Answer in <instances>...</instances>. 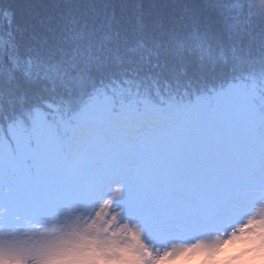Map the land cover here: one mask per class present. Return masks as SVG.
Segmentation results:
<instances>
[{
  "label": "snow or ice",
  "instance_id": "6c2138e0",
  "mask_svg": "<svg viewBox=\"0 0 264 264\" xmlns=\"http://www.w3.org/2000/svg\"><path fill=\"white\" fill-rule=\"evenodd\" d=\"M223 44L195 29L178 42L180 60L198 71L181 95L160 98L163 111L142 78L91 44L51 64L9 57L7 81L0 57V129L20 126L15 144L7 132L0 138V233L70 215V227L81 225L107 201L110 223L136 232L155 258L173 250L175 233L219 240L237 230L224 222L246 207L257 205L245 222L264 214V52L230 59ZM13 80L24 93L5 111Z\"/></svg>",
  "mask_w": 264,
  "mask_h": 264
},
{
  "label": "trees",
  "instance_id": "16d2710c",
  "mask_svg": "<svg viewBox=\"0 0 264 264\" xmlns=\"http://www.w3.org/2000/svg\"><path fill=\"white\" fill-rule=\"evenodd\" d=\"M193 29L223 36L224 55L230 59L258 58L264 52V0H0L3 78L7 81L13 69L9 57L21 64L28 58L51 64L67 61L91 44L93 52L100 51L127 69L125 75L142 78L152 99L163 106L160 98L181 95L191 74L198 71L179 58L178 42ZM138 67L145 69L140 77L135 75ZM4 87L5 111L18 109L23 87L15 80ZM34 118L40 119V114ZM19 127L13 122L0 129V138L7 132L15 144ZM0 150H7V141ZM58 256L51 264L90 262L80 250L62 249Z\"/></svg>",
  "mask_w": 264,
  "mask_h": 264
},
{
  "label": "rangeland",
  "instance_id": "374dc122",
  "mask_svg": "<svg viewBox=\"0 0 264 264\" xmlns=\"http://www.w3.org/2000/svg\"><path fill=\"white\" fill-rule=\"evenodd\" d=\"M159 107L166 110V105ZM156 123L162 122L157 118ZM111 196L119 198L120 188L113 187ZM101 206L108 214L105 223L95 230L84 231L79 225L68 227L72 225L71 215L66 220L62 217L47 223L22 222L18 235L6 232L0 238V263L51 264L66 249L88 254L89 264H264V214L245 222V217L255 215L256 204L224 222V226L237 229L227 238L217 240L214 233L199 230L178 232L168 237V247L173 250L155 258L136 232L110 223L115 215L110 202Z\"/></svg>",
  "mask_w": 264,
  "mask_h": 264
},
{
  "label": "clouds",
  "instance_id": "9594fccd",
  "mask_svg": "<svg viewBox=\"0 0 264 264\" xmlns=\"http://www.w3.org/2000/svg\"><path fill=\"white\" fill-rule=\"evenodd\" d=\"M107 214V210H105L102 206H98L96 210L91 213L93 217L92 220L87 223L81 222V225H79V227H81V229L84 231L98 229L100 225L105 223V217Z\"/></svg>",
  "mask_w": 264,
  "mask_h": 264
}]
</instances>
